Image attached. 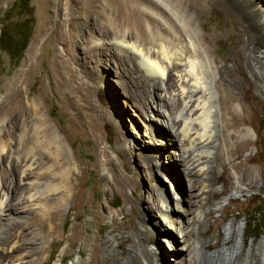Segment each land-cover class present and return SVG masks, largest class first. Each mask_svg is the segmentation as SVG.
Segmentation results:
<instances>
[{"label":"rangeland","instance_id":"rangeland-1","mask_svg":"<svg viewBox=\"0 0 264 264\" xmlns=\"http://www.w3.org/2000/svg\"><path fill=\"white\" fill-rule=\"evenodd\" d=\"M15 1L0 0V18L4 12L16 18L18 13L10 10ZM183 1L199 7L195 21L200 25L206 46L211 48L218 72L227 71L226 75L218 76L224 77L227 90L239 96L237 84L254 86L250 101L258 113L253 125L246 127H252L256 137L249 138L248 143L235 139L234 144L226 147L218 172L231 178L234 173L241 176L254 168L264 179V89L251 73L256 65L252 48L245 49L242 72L230 67L236 61L235 52L247 40L239 25L240 16L232 14L224 0ZM105 4L94 0H30L35 25L21 60L13 65L0 53L3 70L0 107L3 105L5 109L0 117V126L4 124L1 136L5 138L12 125L8 108L15 105L27 111L28 107L37 105L52 129L70 146L76 167L66 207L55 210V234L43 240L37 250L44 247V253L33 259L35 264H123L133 253L141 252L134 259V264H141L143 258L152 257L146 245L148 234L154 237L161 264H176L181 255H175L164 224L156 214V205L160 202L158 195L163 194L173 206L175 190L181 207L187 208L191 194L188 177L170 141L163 140L169 146L156 158L150 154L159 150L161 143L159 136L151 135L146 128V125L161 127L151 107L153 104H149L154 93H149V106L142 111L141 103L133 97L138 88H148L144 72L137 62L134 71L129 64L130 54L110 41L113 30L107 25L104 27L98 14L105 11L113 17ZM117 16L116 29L125 22L124 15L117 13ZM94 24L98 33L104 28L111 34L104 39L107 49L104 56L97 58L94 42L100 36L88 33ZM237 106L235 103L232 111L240 115ZM230 133L234 131L231 129ZM18 136L25 133L21 130L11 138L14 154L33 145L32 134L25 140V147L15 146ZM2 168L7 170V161L0 162ZM54 180L53 176L46 178L47 184L57 183ZM222 186L217 184L215 190H221ZM228 194L212 200L211 214L200 225L201 237L211 244V251L221 249L224 230L231 221L239 224L245 220L244 240L248 245L252 240L258 243L264 238V186L232 198ZM217 203L224 209H215ZM118 204V208L113 207ZM35 214L16 224L0 248L4 249L18 234L22 244L32 237L41 242L40 216L32 224L24 225ZM66 217L68 226L64 225ZM24 248H20L21 252Z\"/></svg>","mask_w":264,"mask_h":264},{"label":"bare ground","instance_id":"bare-ground-1","mask_svg":"<svg viewBox=\"0 0 264 264\" xmlns=\"http://www.w3.org/2000/svg\"><path fill=\"white\" fill-rule=\"evenodd\" d=\"M94 1L106 2L113 13L112 18L105 11L98 13L104 27L107 25L113 30L110 41L130 54L129 64L134 71L137 62L144 72L150 91L138 88L133 98L141 103L144 112L152 103L157 123L161 125H146L152 132L150 134L161 140L160 149L150 154L156 158L169 146V143L165 146L163 140L170 141L188 177L191 194L187 208L181 207L175 190L174 207L163 194L158 195L160 202L156 205V214L164 224L172 249L175 255H181L176 264H264V238L258 243L252 240L248 245L244 240L245 220L239 224L231 221L227 225L222 247L216 251L209 249L211 244L200 234V225L211 214L214 198L227 193L232 198L261 190L264 186L263 176L254 168L241 176L234 173L231 178L218 172L226 147L234 144L235 139L248 143L249 138L256 137L255 130L246 127L253 125L258 113L250 101L254 86L237 84L239 96L224 86V77L218 76L220 73L226 75L227 71L220 69L218 72L211 48L206 46L200 25L195 21L198 5L183 0ZM224 1L232 14L240 16L239 25L247 35L243 46L235 52L236 61L231 62L230 67L242 72L245 69V49L251 47L256 61L251 73L264 89V0ZM117 13L124 15L125 22L116 29ZM94 25L88 33L100 36L94 42L95 48L100 49L95 53L97 58L104 56L107 50L104 39L111 34L104 28L98 33L97 24ZM149 93H154V98L148 104ZM235 103L240 115L232 111ZM4 110L1 105L0 117ZM7 113L12 125L5 138L1 136L4 124L0 126V162L7 161V170H0V245L12 235L16 224L38 213L36 211L39 214L24 225L32 224L40 216L38 230L42 241L32 237L22 244L21 234L16 235L8 247L0 248V264H35L33 257L45 251L44 247L38 251V246L55 234V210L66 207L76 167L70 156V146L57 130L52 129L37 105L28 107L27 111L13 105ZM231 129L234 133H230ZM21 130L25 136H18L15 146L25 147V140L32 134L33 145L22 148L20 153H11V138ZM47 176H53L57 183L47 184ZM220 183L223 186L216 191L215 186ZM9 192L13 199H9ZM220 204L217 203L215 209H220ZM174 212L176 216H172ZM146 235V245L152 257L143 258L141 264H161L153 244L154 237ZM22 246L25 248L21 252ZM139 253H133L123 264H134Z\"/></svg>","mask_w":264,"mask_h":264},{"label":"trees","instance_id":"trees-1","mask_svg":"<svg viewBox=\"0 0 264 264\" xmlns=\"http://www.w3.org/2000/svg\"><path fill=\"white\" fill-rule=\"evenodd\" d=\"M10 10L17 12L18 15L14 18L4 12L0 18V53L5 54L13 65H17L32 35L35 25L34 9L30 5V0H17ZM2 74L3 70L0 69V77ZM119 206L118 204L113 207L118 208ZM64 225H69L68 217H66Z\"/></svg>","mask_w":264,"mask_h":264}]
</instances>
